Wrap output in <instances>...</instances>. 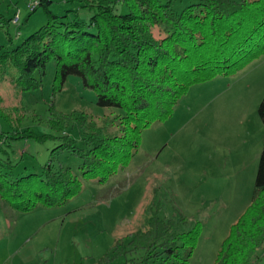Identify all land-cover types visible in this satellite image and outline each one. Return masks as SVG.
Returning a JSON list of instances; mask_svg holds the SVG:
<instances>
[{"label":"trees","instance_id":"1","mask_svg":"<svg viewBox=\"0 0 264 264\" xmlns=\"http://www.w3.org/2000/svg\"><path fill=\"white\" fill-rule=\"evenodd\" d=\"M117 1L126 5V12H117L112 0H79L89 11L86 21L74 10L56 15L48 7L50 0H38L27 8L34 12L43 7L46 22L17 44L8 30L11 18L0 13L10 46L0 47V80L11 69L19 91L38 90L53 62V95L73 75L94 91L97 105L122 111L97 126L81 111L66 115L53 110L51 102L50 133L0 127V200L10 209L60 205L80 192L82 180L105 182L128 164L141 131L169 118L191 85L232 75L264 53V0H188L180 10L176 0ZM152 27L162 35H154ZM257 113L264 127V96ZM75 122L84 132L82 146L65 133ZM110 125L119 134H106ZM26 139L59 140L51 151L66 150L80 158V174L49 162L38 173L14 176L11 144ZM176 227L177 222L154 212L143 229L126 242L116 241L112 249L126 248L121 264H187L199 225L186 232ZM263 244L264 137L251 200L229 226L214 264H252ZM139 251L135 258L132 254ZM109 256L104 254L96 264L111 261Z\"/></svg>","mask_w":264,"mask_h":264},{"label":"rangeland","instance_id":"2","mask_svg":"<svg viewBox=\"0 0 264 264\" xmlns=\"http://www.w3.org/2000/svg\"><path fill=\"white\" fill-rule=\"evenodd\" d=\"M112 1L117 12H126V5ZM27 2L0 0V13L11 18L8 30L14 44L46 22L43 7L30 12ZM188 3L176 0L174 6L180 10ZM80 4L50 0L48 7L56 15L74 10L87 21L89 11ZM151 31L162 35L157 27ZM0 42V47L9 46L1 27ZM54 66L48 64L42 86L31 92L19 91L13 81L16 72L6 71L0 80L1 129L50 133L51 102L53 110L66 115L81 111L97 126L122 114L97 105L94 91L82 87L73 75L53 95ZM263 96L264 53L232 75L191 85L169 118L141 131L128 164L105 182L82 180L80 192L66 202L26 212L12 210L0 200V264H96L106 253L113 259L105 264H121L126 248L112 249L115 242H126L143 229L154 212L177 222L178 232L199 225L187 264H214L229 226L252 197L264 137L257 113ZM65 133L82 146L84 132L76 122ZM106 134H119L118 127L110 125ZM59 142H13L11 158L17 162L13 175L38 173L49 162L79 175L80 158L66 150L51 151ZM252 264H264V244Z\"/></svg>","mask_w":264,"mask_h":264},{"label":"built area","instance_id":"3","mask_svg":"<svg viewBox=\"0 0 264 264\" xmlns=\"http://www.w3.org/2000/svg\"><path fill=\"white\" fill-rule=\"evenodd\" d=\"M27 1H28L27 6L31 8H33L35 5L38 4V0H27ZM15 20H18V18L16 17Z\"/></svg>","mask_w":264,"mask_h":264},{"label":"crops","instance_id":"4","mask_svg":"<svg viewBox=\"0 0 264 264\" xmlns=\"http://www.w3.org/2000/svg\"><path fill=\"white\" fill-rule=\"evenodd\" d=\"M66 1H69V0H66ZM71 1V0H70ZM73 1V0H72ZM20 15V14H19ZM18 18H20V17H18ZM0 43H2V42H0Z\"/></svg>","mask_w":264,"mask_h":264}]
</instances>
